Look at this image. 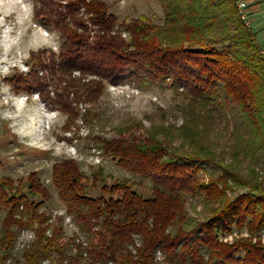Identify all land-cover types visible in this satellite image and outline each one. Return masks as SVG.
<instances>
[{"label":"trees","instance_id":"16d2710c","mask_svg":"<svg viewBox=\"0 0 264 264\" xmlns=\"http://www.w3.org/2000/svg\"><path fill=\"white\" fill-rule=\"evenodd\" d=\"M71 1L75 7L84 4L92 14L88 21L95 26L79 20L77 11L70 12V23L63 24L65 15L55 8L48 10L59 18V25L70 24L61 30V52L48 56L59 107L73 111L75 99L96 103L109 82L134 81L141 87L158 81L169 84L175 95L187 101L183 99L178 109L192 129L180 144L172 143L166 131L159 136L137 124L116 130L113 137L97 138L103 155L151 180L149 192L140 190V181L106 175L101 165L89 175L74 158L56 162L52 182L78 225L72 236L64 231L62 215L41 210L51 193L37 173L27 177L23 190L13 179L1 177L0 264H183L185 256L195 260L203 251L210 260L232 261L236 246L218 238L246 221L249 205L259 204L262 197L254 191L261 193V189L257 186L235 198L226 197L225 184L219 185L218 178L198 179V169L214 153L203 156L181 147L195 144L203 127L213 126L212 116L203 124L205 115L215 110L244 117L248 113L251 119L244 121V128L233 126V132L239 137L242 130L245 142L249 136L250 141L254 138L252 132L257 133L258 144L248 143L241 151L244 156L249 151L264 156V53L256 31L242 18L236 0H159L169 23L163 38L152 35L155 28L143 18L123 20L116 29L114 16L101 3ZM36 59L41 65L45 54ZM43 68L49 66L43 64ZM33 83L44 96L38 76ZM180 134L183 137L182 129ZM188 192L214 200L206 214L188 218ZM255 212L246 224L264 223V208ZM26 229L33 231V238L18 248L20 233ZM243 241L239 247L258 254L256 244L248 241L247 247ZM248 257L256 261L249 252ZM263 262L261 254L256 263Z\"/></svg>","mask_w":264,"mask_h":264},{"label":"rangeland","instance_id":"374dc122","mask_svg":"<svg viewBox=\"0 0 264 264\" xmlns=\"http://www.w3.org/2000/svg\"><path fill=\"white\" fill-rule=\"evenodd\" d=\"M95 1L101 3L105 11L114 16L116 29L123 20L143 18L150 21L155 28L151 34L163 38L164 28L169 26L165 18V8L159 0H86L85 3L92 6ZM70 2L74 1L0 0V178L13 179L16 185L21 184L19 187L23 190L27 177L33 172L37 173L51 193V199L41 206V210L62 215L67 236L75 235L78 225L66 212L52 182L53 165L56 162L74 158L89 175L95 171L96 165H101L106 175L140 181L143 184V189L140 190L149 192L153 186L151 180L128 171L115 159L103 155L96 146L97 138L113 137L116 130L137 124L152 129L159 136L163 135L160 132L166 131L170 134L168 139L178 144L187 140L190 136L189 130L192 129L184 124L185 117L178 109L183 102V96L175 95L169 84L158 81L141 87L134 81L109 82L98 102L90 104L86 100L73 97V111L69 109L68 113L59 107L60 98L52 92L55 81L48 56L51 53L58 56L61 52V30L67 26L69 28L70 24L59 25V18L51 15L48 10L55 8L62 16L65 15L63 24L70 23L67 21L72 18L70 12L77 11L79 20L82 18L84 24L95 26L88 21L92 14L87 12L84 4L76 5V10ZM48 3H52L53 7L46 5ZM122 34L127 36L125 30ZM32 54L35 58H31ZM40 54H45L44 63L41 65L36 59ZM43 64L49 68L44 70ZM35 76L40 78V84L45 90L44 96L39 86L33 83ZM59 88L61 90L62 87ZM47 92L49 96H54L53 101ZM89 108L91 110L86 111ZM214 112L216 113L213 114ZM214 112L201 118L206 125L212 116L213 126L207 130L203 127L201 133H198L196 143H185L181 150L201 153L203 156L209 151L214 153L211 160L203 163L202 169H198V179L207 182L210 175L218 178L219 185L225 184L226 197L235 198L244 192L254 191L257 186L261 193L256 190L254 192L262 194V197L258 199L259 204L249 205L246 221L242 224L238 222L231 231L224 232L218 238L224 243L236 246L233 248L232 261L210 260L203 251L200 258L195 260L185 256L183 264H257L258 256H264V223L257 224V220L249 223L253 232L246 223L251 221L254 211L262 212L264 208V156L257 152L252 155L250 151L244 156L241 151L248 143L251 146L258 144L257 133L252 132L254 138L250 141L249 136L245 142L242 130L239 137L233 132V126L244 128V121L251 119L250 114L245 113L244 117L231 113L226 115L222 111ZM258 115L259 112L252 119L255 128L259 123ZM227 120H230L229 125ZM181 129L183 137L180 134ZM241 178L246 185L241 183ZM206 196L192 192L186 194L188 218L196 219L209 211L208 207L210 208L214 200H208ZM32 238L33 231H21L17 247H22ZM244 239L247 247L248 241L256 244L254 252L258 254L248 251L250 258L256 259L255 262L250 261L245 248L239 247Z\"/></svg>","mask_w":264,"mask_h":264},{"label":"crops","instance_id":"0c3cea01","mask_svg":"<svg viewBox=\"0 0 264 264\" xmlns=\"http://www.w3.org/2000/svg\"><path fill=\"white\" fill-rule=\"evenodd\" d=\"M244 1L247 3L248 26H251L256 31L259 44L264 53V0Z\"/></svg>","mask_w":264,"mask_h":264},{"label":"built area","instance_id":"2783aa9c","mask_svg":"<svg viewBox=\"0 0 264 264\" xmlns=\"http://www.w3.org/2000/svg\"><path fill=\"white\" fill-rule=\"evenodd\" d=\"M237 5L240 9L242 18L245 20V22L247 24H249V21L246 18V17H248V15L246 13V5H247L246 1H244V0L243 1H237Z\"/></svg>","mask_w":264,"mask_h":264}]
</instances>
